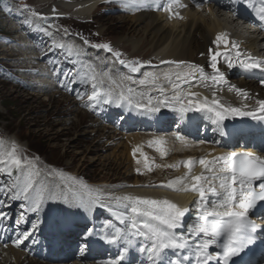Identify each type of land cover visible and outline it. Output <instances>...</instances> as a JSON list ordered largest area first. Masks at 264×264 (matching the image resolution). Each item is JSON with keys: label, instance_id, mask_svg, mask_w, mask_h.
<instances>
[{"label": "snow or ice", "instance_id": "1", "mask_svg": "<svg viewBox=\"0 0 264 264\" xmlns=\"http://www.w3.org/2000/svg\"><path fill=\"white\" fill-rule=\"evenodd\" d=\"M121 2L130 10H138L142 0H121ZM244 2L245 0H234L237 4ZM247 3L255 9L260 21L264 23V0H247ZM195 6L199 8L200 2H197ZM174 7L182 8L185 5L180 0H168L163 10L172 12ZM174 14L179 16V13ZM84 44L88 45L89 41L84 39ZM221 44L226 48L230 46L236 49V58L240 57L238 45L230 41L227 34L223 32L216 34L211 41V45L216 46V49ZM91 47L111 52L115 61L125 66L129 74L114 78L110 72H97L92 64H82L81 70L73 77L65 73V79L69 84H75L79 79L84 85H91V95L88 96V103L84 104V107H93L92 102L95 101L114 104L120 108L126 107L129 111H136L139 114H151L159 112L166 106L176 111L181 119L189 112H203L208 115L213 124L221 128V135H224L223 122L228 118L251 117L253 120L264 122V99L256 100L255 109L246 110L247 105L245 108H240L222 104L216 98L215 92L209 102L207 98L200 100L197 94L182 90V85L191 86L193 81L204 86H207L208 81L215 86L222 85L225 82V75L218 67V58L223 56L228 60L227 67L232 68L234 64L232 59H229L230 52H220L211 46L208 48L207 56L212 69L210 76L205 75L203 66L188 61H161L162 64L175 67L163 73L143 72V77L137 80L131 74L141 71L143 64L140 61L121 59V53L113 51L108 44H95ZM52 48L65 50L69 57L83 55V50L74 44L54 41ZM239 66L245 70L259 69L264 72V62L251 57L240 59ZM105 80L108 81V87H104ZM162 81L171 85L173 94H168ZM261 83L264 84V80ZM130 84L141 86V90L138 91L129 86ZM144 88H147V91L143 90ZM152 91L158 93L155 98L150 95ZM236 92L237 95L248 98V94L242 89H236ZM80 98L78 94L77 99ZM174 135L177 140L183 142L184 138L179 133ZM3 143L0 140V145ZM150 144L156 145V151L161 157L166 155L164 147L166 141L163 138L150 141ZM137 151L139 149H133L134 159ZM18 152L15 144L10 151H0V172L7 173L11 178L15 169V179H11L9 184L12 192L8 198L12 201L23 199L27 202V211L39 213L46 200H56L57 194L51 187H36L38 181L35 178L40 175L36 170V163ZM140 155L143 157L144 153L140 152ZM136 163L139 164L140 160L136 159ZM194 163L192 159H188L183 161V166L190 170ZM198 163L203 171L200 175L192 176L191 183L177 179L169 181L167 185H161L174 191L197 193L198 199L194 202L197 212L194 218L195 223L185 226L184 218L190 209L181 208L167 199L131 195L114 198L116 210L108 206L109 211L123 227H115L109 222L106 227H111L114 231L100 237L108 244L120 245L119 254L106 264H124L126 256L132 251L138 252L143 257L140 264H212L213 261L215 264H230L233 257H239L256 242L258 234L264 232V226L251 220L250 215L254 214L256 208L264 205V158L250 151H228L212 159L202 157ZM167 167H177V165ZM144 168L151 170L147 158L144 160ZM136 171L138 174L141 172L140 168ZM204 172L209 175H204ZM60 178L72 182L71 185L65 183L61 190L65 203L71 200L72 205L87 209L106 207L99 196L87 199L76 196L75 178L64 177L62 173ZM181 184L182 188L174 187ZM4 191L5 188L0 187V192ZM69 192L73 194L71 197L68 196ZM0 204H3V201H0ZM5 218L6 214L0 212V222ZM22 219L23 215L17 223L19 224ZM54 223L58 229L71 227V221L67 219H57ZM38 227V222L33 221L32 230L18 234L12 240V244L19 247L22 238L30 239L33 231ZM185 227L186 232L180 231ZM95 232L94 228H88L85 238L92 237Z\"/></svg>", "mask_w": 264, "mask_h": 264}, {"label": "bare ground", "instance_id": "2", "mask_svg": "<svg viewBox=\"0 0 264 264\" xmlns=\"http://www.w3.org/2000/svg\"><path fill=\"white\" fill-rule=\"evenodd\" d=\"M57 1L60 0H50L49 4L56 5L53 6V9L60 7L63 9L64 7H62L59 2L55 3ZM76 1L77 0H73V5L74 2L77 3ZM79 1L83 2L82 5L80 6L78 5L79 7L76 6L81 10L79 12L80 15L82 14L81 18L82 17L87 18V16H89V14H91L92 11L94 13V11L97 10L101 4L103 3H106L105 5L116 4L121 0H79ZM145 1H146L145 4L143 6H140L137 11L132 10V12L135 14L128 17L129 19L128 21L134 23L133 26L131 27L132 29L131 32L136 31L139 32L140 34L137 37V39H133V37L128 39L127 43H129L133 49H136L140 47V45L145 44V46L148 47V51H150L151 54H153L152 55L153 57L151 56L150 59L146 60V62L148 61L147 62L148 64H153L154 66L162 67L163 71H166V69L169 70L170 68H174L175 66L162 64L161 61H188L193 64L203 66L205 75L210 76L209 72L212 71V69L209 66V58L207 56V50L211 46L215 50H218L220 52L231 53L229 59H232V62L234 64L232 68L227 67L228 60L225 59L223 56L218 58V67L220 71L223 72L225 75V82L222 85L215 86L211 83V81H208L206 82L207 86H204L196 81H193L191 86L184 85V87H182V90L197 94L200 100L207 98L209 102L213 98V92H215L216 98L219 99L222 104L226 106H234L240 108H245V105H247L246 110L255 109L256 100L264 99V84L261 83V81L264 80V72L260 71L259 69L245 70L239 66L240 59H247L251 57L255 60H258L259 56L264 55V47H263L264 41L259 39V37L255 33H253L249 28L244 30L246 31L245 34V32L243 30H240V28H238V26L236 25L237 24L236 20L234 19L229 20L227 18V15L224 12L233 9V6L231 4H228L226 0H207L208 6L203 7L201 4L202 2L198 0H194L190 4L188 3L186 4V0H180V2L185 5V7L182 8L174 7L172 10V18H170V17H166L162 11L160 10L157 11V8L165 5L168 2V0H165V2H160L159 0H145ZM197 2H200L199 8L195 6ZM209 3H215L218 9L214 12L213 5ZM49 4L48 2L41 3V5L43 6ZM128 10L130 9L128 8ZM174 13H179V16H176ZM42 14L44 15L45 13ZM92 15L90 17H92ZM39 18L45 20L46 17L42 16ZM36 23H38V21L37 22L35 21L34 24ZM23 24H25V22ZM24 26L26 25L21 24L20 28L17 30L20 33L17 36V40L23 41L25 42V44H22L20 42V44L17 47H19L20 49L21 48L26 49L24 50L26 52L25 53H23L24 51L19 52V50L13 49L11 47H9L10 50L4 48L2 52L6 51V54L4 56L7 55L6 57L8 58L4 60L5 62H10V64L8 63V65L11 69H15V70L22 69L29 71V73L32 74V76L30 77L33 80L32 83L37 81L36 79L34 80L35 78L34 73L42 75L43 78L37 81L39 82V84L34 91L35 92L51 91V93H49V95L45 96L44 98V100L47 101L49 104L55 102L54 98L57 94L60 95L56 97H61L62 99H65V97H67L66 95L71 97L70 95L73 94V97L71 98L75 100L72 101V106L74 105V107L70 108V110L65 111L64 117L65 116L66 117L61 122H58L59 125L60 124L67 125L71 120L68 117L72 116L75 113V112L73 113L72 110L78 112V110H76L75 108L76 107L79 108L80 105L86 104V101L83 100L84 92L81 93L77 89H73L72 94H66V95L61 94V91L58 90L59 87L65 89V91L70 90L69 85L64 83L65 73L61 72L59 73V76L57 75L56 77L53 76V81L48 80V78L46 79L47 75L51 71V68L48 67L49 65L42 63V57L44 51L42 47H40L41 49H39L38 46H37L38 52H36V50H32V51L27 50L29 46L26 43L30 42L28 40V36L30 37L29 35L30 33H28V30H26ZM22 30L24 32H22ZM221 32L227 34L229 40L234 42L236 45H238L239 51L241 53L239 58H236V49H232L230 46L226 48L223 44H221L219 48L216 49V46L211 45V41L215 38L216 34ZM247 33H249V35H247ZM60 38L62 39V43L69 42L68 44L78 45L81 49L85 47L84 46L82 48L81 46L82 43H80L81 44L80 45L78 42L74 41L75 39L73 40L69 38H64L63 36H60ZM48 48H50V46ZM92 53H85L84 55H81V57H83L84 60L91 59L94 61L95 55H93ZM201 53H205V55L202 56ZM86 54H88L89 57H86ZM71 59L72 57H69V60ZM2 60L3 59H1V61ZM141 62H145V61H141ZM24 63L26 64V66L24 65ZM96 63L99 65V69H100L97 72H110L111 74H116L113 76L114 78H118L119 74L121 73V72L118 73L116 67L113 66L111 59H109L107 55L99 56L98 62ZM15 64L17 66H15ZM100 67H103V69L105 68L106 71H103L102 68ZM236 77H238L239 80H236L235 79ZM24 81H22L21 84L25 85L28 83L27 81L25 82ZM32 83L30 84V86L32 85ZM104 84L106 86H109L107 80H105ZM167 84L166 81H162L163 87L167 89L168 94L171 95L173 94L171 85L169 83ZM53 85H55V87H53ZM23 88L24 90H27L26 86H23ZM138 88L141 90V86L138 85ZM236 89H242L244 92L248 94V98L245 99L244 97L237 95ZM143 90L147 91V88H144ZM78 94L81 96L80 99H77ZM157 94L158 93L156 91L150 92V95L153 96L154 98L156 97ZM28 98L31 99L32 101L33 99H37L38 97H34L33 95L27 97L26 99ZM70 104L71 103H69V105ZM97 104L98 103L96 102L93 103V107H88L89 112L85 111V113L86 114L94 113L96 109L101 111L102 107L109 108L108 105L115 107V109L118 112H122L123 114L130 113L134 115L136 112V111H129L126 107L125 108L117 107L114 104H108L103 106H101L100 104H98L99 106H97ZM161 109H163L164 112H162L160 118L161 117L168 118L169 115H176L181 124L183 125L190 124L192 126L193 124L197 123L199 117H203L205 123L204 128H206L207 133L209 132L210 134L213 132L215 134L221 133V128L213 124L211 120L208 118V115L203 112H189L184 116L183 119H181L176 111L170 110L171 108L165 106L162 107ZM70 113L72 115H70ZM148 115L150 114H141L140 116L147 117ZM95 120L98 123V119ZM96 121L93 122L96 123ZM247 122H250L252 125L256 124V120H253L251 117L228 118L223 122L222 130L224 134H228V129L232 126H233L232 128L236 129L237 132H240L242 129L245 130L251 129L246 125ZM257 122L260 125L264 126V122H259V121ZM108 129L109 128L105 127L104 125L100 128H96V131L98 132L102 131L104 138L106 139H111V138L113 139L114 137H111V133L108 131ZM152 129H154V127ZM161 130L162 129L159 128L158 131ZM178 131L185 132L186 135L189 136V140L185 139L183 140V142L177 140L174 135V132H172L169 135L162 136L161 134H153L149 131H145V132H141L140 134L130 133L127 136L126 142L127 144H129V147L126 148L125 150L126 161L129 163L128 169L131 167V165H133L135 171L129 172L127 170L126 175L124 173L125 177L123 182L130 181L133 178H134V182L128 184L131 185L129 186L131 187V190L129 191L127 190V192H123L122 195L123 196L131 195V196L160 199V200L167 199L173 203H176L181 208L188 209L193 207V209L191 210L194 211L191 215H194V217H196L195 213L197 214V212L194 202L198 199L197 193L192 191H174L168 187H162L161 185H167L169 181L177 180V179H183L185 183H191V177L200 175L203 171L198 163L199 159L202 157L207 159H212L213 157L222 155L223 151L218 148H210L209 144H205L203 139L204 137H206V134H201V133L197 134L196 132H194V130L188 131V129L183 130L182 128H178ZM68 132L69 130L66 128L61 130V134L62 133L68 134ZM159 138H163L166 141V144L164 145L166 150V155L164 157H161L160 153L156 151V145L150 144V141H154ZM225 140L228 141V139ZM11 148L12 147H10V149ZM134 148L139 149V151H137L136 153L135 159L132 154ZM1 149H3V151L5 150L4 147H1ZM96 150L99 149L96 147L95 149L91 150V152H96ZM140 152L144 153L143 157L140 155ZM111 156L112 155H108L103 158H97V160L100 161V164L102 163V161L105 162L102 164L105 170L110 171L112 170L110 169V167L112 168V166H114L115 168L113 170L116 169V171H118V169L121 167V163L117 162V160H119L118 159L119 155L115 156L116 158L114 159V161L116 160V162L113 161L109 162ZM145 158H147L149 164L151 165L150 171L144 168ZM136 159L140 160L139 164L136 163ZM188 159H192L195 162L190 170L186 169L183 166V161H186ZM157 161H159L162 164L159 168L158 167L156 168L155 165ZM168 165H177V167H167ZM105 166H107V168H105ZM137 168H140L141 170L140 174L137 173L136 171ZM174 169H177L178 173L175 172ZM62 170H64V168ZM40 173L41 176H38L36 179L38 181L37 184L40 183L43 188L51 187L58 197L56 200L49 199L51 203V207H50L51 211H54L57 215H61V214L66 215L65 213L70 211L69 207L70 204L72 203L71 200L69 203L64 202L63 195L61 192V190L64 188L63 187L64 183L60 179L55 180L54 178L47 176L46 174H44L46 172L40 171ZM144 174H147L148 176H145ZM204 175H209V174L207 172H204ZM58 181L60 183H58ZM133 184H135L136 186H134ZM174 187L182 188L183 185L182 184L174 185ZM45 194L47 195V193ZM75 194L76 196H80L77 194V192H75ZM72 195L73 194L71 192L68 193L69 197H71ZM115 197L117 196L109 195L107 198L106 197L105 198L106 200L109 199L114 200ZM209 206L211 205L209 204ZM20 207L22 208L21 211L20 208L18 207V202L14 203L10 199H7V201H4L3 204H0V212L6 214V218L2 222H0V232L3 234V236H0V262L2 261L1 263L3 264H23L25 262L30 261V259H32V260H38L49 263L50 261L44 252L38 250L37 247L30 248L27 244V242L30 240L38 239V235L36 234L38 228L35 231H33V235L30 239L22 238V243L19 247L14 246L12 244V240L15 239L18 234L23 233L24 231L32 230L33 221L38 222L39 213H33L32 215H28L27 208L25 206H20ZM71 209L76 210V208L73 206L71 207ZM80 210L79 211L83 213L85 217H88L91 212V209H87V208H80ZM187 214H188L187 217L191 216L190 212H188ZM21 215H23V219L20 220L18 224L17 220L21 217ZM100 217L102 219H110L113 222V224H115L116 226L118 225V222L109 211L107 210L99 211L96 214V219L94 222L95 223L94 229L96 230L94 235L95 236L99 235L101 237L107 231H104L105 228L104 229L103 228L101 229L100 227L98 228L99 221L101 219ZM69 221H71V227L64 228L61 230L56 229L57 233H59L60 238L58 245L55 248L59 249V251L61 252L60 254L62 256L58 258L56 257L54 259L56 260L54 264L58 262H61L63 264H68V263L106 264L107 261L114 259V257H116L119 254V252L116 253V250L114 249L116 246H118V244L117 245L107 244L104 240L99 238L97 239L98 241L95 243V245L98 246V248L112 247V246L114 247L113 252L112 251L110 252L112 254L110 255L111 259L109 260L101 259L99 261L88 260L87 257L88 254L90 253L91 254L89 256H91L92 258L93 257L102 258V257H98L100 253H96V252L94 253L93 250L89 248L90 243L85 242L83 240L79 242V238H78L79 236L76 235L77 233L76 227L80 224V221L70 220V219ZM84 223L87 224L88 222L85 221ZM180 231L186 232V227L181 229ZM51 234L52 233H49V236L46 237L51 239L52 238ZM189 238L192 239L191 237ZM62 241L69 243L68 249L65 250L64 244H61ZM80 243L82 244L80 245ZM78 250H81L82 252L83 251L86 252L79 254L77 252ZM26 257L28 258V260ZM142 259L143 257H141L138 252L132 251L129 255L126 256L124 264H130L131 262H135V261H137L138 264H140V261Z\"/></svg>", "mask_w": 264, "mask_h": 264}, {"label": "rangeland", "instance_id": "3", "mask_svg": "<svg viewBox=\"0 0 264 264\" xmlns=\"http://www.w3.org/2000/svg\"><path fill=\"white\" fill-rule=\"evenodd\" d=\"M7 1L9 2L7 8L0 13V140L4 142L2 145H0V151H3L1 147H4L5 150L10 151V147L15 144L19 150L18 154L27 156L29 159L33 160L36 163V170L39 171V173L40 171L46 172L44 174L54 178L55 180L60 179L64 185L65 183L71 185L72 182L62 180L60 178L61 173L64 177H73L77 181L75 188L78 195L83 196L86 199L99 196L102 202L106 205L104 208L109 209L108 206H110L113 210H116L115 201L111 199L106 200V198L109 195L120 196L121 194V196H123V192L131 190V187H129L131 185L128 184L133 183L134 178L130 181L123 182L127 170L129 172L135 171L133 165H131V167L128 169L129 163L126 161L125 150L129 147V144H127L126 141L127 136L130 133L140 134L143 130L137 127L132 129V121L120 112L114 113V108L112 107L109 108L107 112H105V119H103L99 118V112L97 110L95 113L86 114L85 111H88V107L81 105L79 108H75L78 110V112L72 110V112L75 113L73 115L70 113L72 116L68 117L71 120L67 125H59L58 122H61L66 117H64V112L74 107V105L72 106V101L74 100L71 98L72 96L69 97L65 94L64 89L58 88V90L61 91V94H65L67 97L62 99L61 97H56L60 95L57 94L54 98L55 102L49 104L44 100V98L45 96H48L51 91H34L39 84L37 81L42 79L43 76L34 73V80L36 79L37 81L32 83L33 80L30 78L32 74H30L29 71L22 69L15 70L9 67L8 63L10 64V62H5L4 60L8 59L6 57L7 55L4 56L6 51L2 52V50L4 48L9 49V47L19 50V52L26 50L24 48L20 49L17 47L20 42L25 44V42L17 40V36L20 34L17 30L22 24L26 25L24 27L26 30H28V33H30V37L28 36V40L30 42L26 43L29 46L27 50H36V52H38L36 47L38 46L39 49L42 47L44 51L42 63L47 65L50 64L48 66L50 68H54V66L62 64L64 56L67 55L65 50L52 48L53 42H62L60 36H63L64 38L73 40L75 39L74 41L78 42L79 44L82 43V45L80 44L82 48L85 46L82 49L83 55L85 53L93 52L92 54L96 57H94V61L96 62H98L99 56L107 55V57L111 59L113 66L116 67L118 73L121 72L119 75L129 74L128 69L116 62L114 59L115 57L112 56L111 52H108L110 53L108 54L105 50L93 48L91 45L108 44L112 50L120 52L121 58L126 61H145L141 62L143 64V68L140 72L131 74L137 80L143 77V72H164L162 67L148 64V61L146 62V60L150 59L153 54L148 51V47H146L145 44L133 49L130 44L127 43L128 39L132 37L133 39H137L140 34L136 31L131 32V27L134 23L128 21V17L135 13H133L132 10H127L124 8L123 6L125 5H122V2L110 5H105L106 3H103L97 10L94 11V13L92 11L93 15L91 13L89 16H87V18H81L82 14L80 15L79 13L81 10L76 7L83 4V2L79 0L76 1L78 4L74 2V5L73 0H60L55 2H59L60 5L64 7L63 9L61 7L53 9V6L56 5L49 4L50 0H15V2L9 0ZM47 2L49 5H41V3ZM42 13L45 14L43 15ZM91 15L92 17H90ZM42 16L46 17L45 20L39 18ZM228 19L230 20V18ZM35 21H38V23L34 24ZM24 22L25 24H23ZM236 23L240 30L244 31L248 28V25L245 23L239 22L237 20ZM22 32L24 31L22 30ZM244 32L246 34V31ZM247 35H249V33H247ZM84 39L89 41L88 45L83 44ZM68 43L69 42L66 44ZM49 46L50 48H48ZM25 52L26 51L23 53ZM59 52L63 54H59ZM56 55H58L59 58H56ZM67 57L69 59L68 55ZM86 57H89V55L86 54ZM1 59L3 60L1 61ZM74 60L75 61L71 62L69 65V69H72V71L78 69L76 64L80 62V59L78 58H74ZM81 60H84L83 57H81ZM94 61L91 59H85L84 63L92 64L94 67H96V71H99V65ZM24 65L26 66L25 63ZM15 66L17 65L15 64ZM100 68H102L103 71H106L105 68ZM60 69L63 71L62 73H69L68 68L65 66H61ZM52 72L57 73L55 69H52ZM71 75L72 73L69 74V77H72ZM112 75L114 76L116 74ZM210 75H212V71H210ZM173 79L175 78L173 77ZM235 79L239 80L238 77ZM24 80L28 82L25 85L21 84ZM31 83L32 85L30 86ZM64 83L69 84L66 79ZM75 84H77L79 88L82 87L83 91L77 90L81 93L84 92L83 100L88 103V100L86 99H88V96L91 93L89 92V89H84L83 87L85 85L83 83L77 82ZM70 85H73V87L76 86L74 84ZM23 86H26L27 90H24ZM129 86L136 88L138 91L140 90L138 85L130 84ZM53 87H55V85H53ZM104 87L108 86L104 84ZM182 87H184V85H182ZM33 95L34 97L38 98L33 99L32 101L29 98L26 99L27 97ZM69 103L71 104L69 105ZM93 103H95V101H93L92 104ZM8 104L13 105V107L9 109L3 108L2 105ZM98 104L97 106H99ZM95 119H98V123ZM134 120L138 119L135 118ZM93 121H96V123ZM104 125L105 127L109 128L108 131L111 133V137H114L113 139H106L104 138L102 131H96V128H100ZM65 128L69 130L68 134H61V130ZM160 134L166 135V131L162 130L160 131ZM94 147H97L99 150H96V152H91V150L95 149ZM5 150L4 152H6ZM108 155H112L109 162H116V160L114 161L116 158L115 156L119 155V160H117V162L121 163V167L118 169V171H116V169L113 170L115 168L114 166H112V168L110 167V169H112L110 171L105 170L102 166V164L105 162L102 161L100 164V161L97 160V158H103ZM155 165L156 168H159L162 164L157 161ZM63 168L64 170H62ZM105 168H107V166H105ZM174 170L178 173L177 169ZM144 175L148 176L147 174ZM1 179L2 186L5 188V191L0 192V201L4 202L9 199L8 197L12 191L9 187L11 179L7 176H4L3 172H0V180ZM35 179H37V177ZM133 185L136 186L135 184ZM40 186V183L36 184L37 188H40ZM18 207L21 211L22 208L20 206ZM110 213L112 214V212ZM101 221H106L108 223L110 222L111 225L116 226L110 219L101 218L98 228H105L104 231H109L112 228L106 227L108 223L102 225ZM76 235L78 234L76 233ZM78 238L79 242L83 240V238ZM33 244L34 243L31 245ZM81 244L82 243H80V245ZM48 248L54 247H42L44 251H46ZM45 254L50 261L49 263L32 260L29 258V263L25 262L23 264H54L53 260L56 257L58 258L62 256L61 254L56 255L57 250L54 252H49L52 257L47 253ZM52 254L55 255V257ZM1 262L0 264H3ZM133 264H137V262Z\"/></svg>", "mask_w": 264, "mask_h": 264}, {"label": "trees", "instance_id": "4", "mask_svg": "<svg viewBox=\"0 0 264 264\" xmlns=\"http://www.w3.org/2000/svg\"><path fill=\"white\" fill-rule=\"evenodd\" d=\"M10 1H13L15 2V0H10ZM9 4V2L7 0H0V13L5 10L7 8V5ZM3 108L5 109H9L11 107H13V105L11 104H8V105H2ZM1 118V117H0ZM13 177L15 178V169H13Z\"/></svg>", "mask_w": 264, "mask_h": 264}]
</instances>
